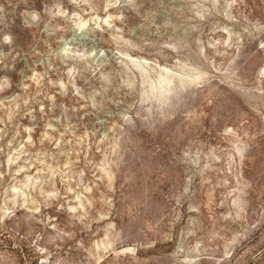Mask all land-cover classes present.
<instances>
[{
  "label": "rangeland",
  "instance_id": "374dc122",
  "mask_svg": "<svg viewBox=\"0 0 264 264\" xmlns=\"http://www.w3.org/2000/svg\"><path fill=\"white\" fill-rule=\"evenodd\" d=\"M0 264H264V0H0Z\"/></svg>",
  "mask_w": 264,
  "mask_h": 264
}]
</instances>
